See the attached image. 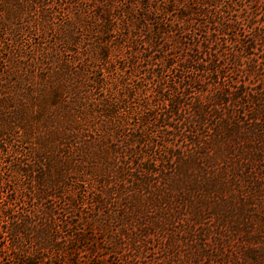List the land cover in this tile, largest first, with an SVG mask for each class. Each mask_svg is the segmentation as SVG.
I'll list each match as a JSON object with an SVG mask.
<instances>
[{
  "label": "rangeland",
  "instance_id": "1",
  "mask_svg": "<svg viewBox=\"0 0 264 264\" xmlns=\"http://www.w3.org/2000/svg\"><path fill=\"white\" fill-rule=\"evenodd\" d=\"M0 264H264V0H0Z\"/></svg>",
  "mask_w": 264,
  "mask_h": 264
}]
</instances>
